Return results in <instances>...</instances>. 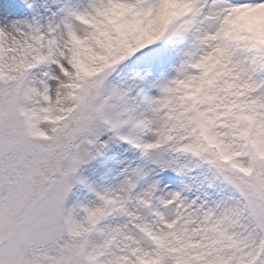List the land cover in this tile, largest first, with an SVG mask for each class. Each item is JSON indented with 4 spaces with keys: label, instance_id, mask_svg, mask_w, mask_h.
I'll list each match as a JSON object with an SVG mask.
<instances>
[{
    "label": "snow or ice",
    "instance_id": "snow-or-ice-1",
    "mask_svg": "<svg viewBox=\"0 0 264 264\" xmlns=\"http://www.w3.org/2000/svg\"><path fill=\"white\" fill-rule=\"evenodd\" d=\"M0 264H264V0H0Z\"/></svg>",
    "mask_w": 264,
    "mask_h": 264
},
{
    "label": "rangeland",
    "instance_id": "rangeland-1",
    "mask_svg": "<svg viewBox=\"0 0 264 264\" xmlns=\"http://www.w3.org/2000/svg\"><path fill=\"white\" fill-rule=\"evenodd\" d=\"M102 161L106 162L108 165H111L114 163V161L108 159L107 157H102L100 158V160H97V161H91L89 164H86L84 166L85 174L92 175L93 173H95L96 176H99L100 174L104 173L106 169ZM82 191L83 190L81 189H77L76 195H80ZM74 199H75V196H74Z\"/></svg>",
    "mask_w": 264,
    "mask_h": 264
}]
</instances>
